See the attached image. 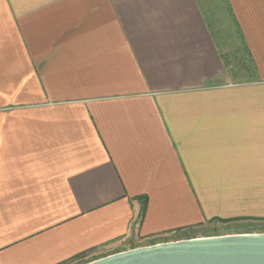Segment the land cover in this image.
<instances>
[{
  "label": "crops",
  "instance_id": "1",
  "mask_svg": "<svg viewBox=\"0 0 264 264\" xmlns=\"http://www.w3.org/2000/svg\"><path fill=\"white\" fill-rule=\"evenodd\" d=\"M223 1L246 80L217 0H0V264L264 218V0Z\"/></svg>",
  "mask_w": 264,
  "mask_h": 264
},
{
  "label": "water",
  "instance_id": "2",
  "mask_svg": "<svg viewBox=\"0 0 264 264\" xmlns=\"http://www.w3.org/2000/svg\"><path fill=\"white\" fill-rule=\"evenodd\" d=\"M83 264H264V233L159 242L109 254Z\"/></svg>",
  "mask_w": 264,
  "mask_h": 264
},
{
  "label": "rangeland",
  "instance_id": "3",
  "mask_svg": "<svg viewBox=\"0 0 264 264\" xmlns=\"http://www.w3.org/2000/svg\"><path fill=\"white\" fill-rule=\"evenodd\" d=\"M211 1V0H210ZM218 1V9L206 10V17L209 25L213 29L214 38L219 45L220 51L229 64L230 71L234 80H246L251 77L252 68L248 63V57L240 43L236 28L229 16L223 0ZM216 6V1L215 4ZM215 8V7H214ZM195 235L198 237L218 236L242 233H264V218L258 219H233L223 220V222L209 223L206 226L196 229ZM137 243L136 245L145 244ZM86 260H78L73 264H83Z\"/></svg>",
  "mask_w": 264,
  "mask_h": 264
}]
</instances>
